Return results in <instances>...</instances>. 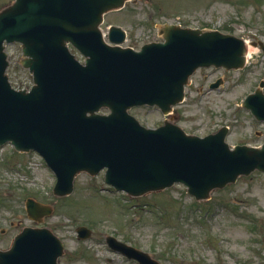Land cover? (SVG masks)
Masks as SVG:
<instances>
[{
  "label": "water",
  "instance_id": "water-1",
  "mask_svg": "<svg viewBox=\"0 0 264 264\" xmlns=\"http://www.w3.org/2000/svg\"><path fill=\"white\" fill-rule=\"evenodd\" d=\"M126 0H14L0 10V144L12 142L20 151H39L57 175L54 192L73 191L75 176L107 167L105 180L117 190L140 196L182 182L196 199L235 182L255 170L264 172L260 146L226 141L228 126L206 136L188 134L165 120L151 128L129 112L135 105H157L164 114L182 102L190 76L199 67L243 68L245 39L220 30L164 24L165 39L137 51L123 47L126 32L112 26L110 42L100 24L104 13ZM22 45L21 64L30 70V90L11 86L6 43ZM114 43V44H113ZM263 42L253 41V45ZM70 44L85 56L84 63ZM220 81L212 84L218 86ZM264 81L244 100L264 120ZM108 108L111 113H98ZM29 216L40 219L52 209L32 198ZM87 238L91 230L78 228ZM109 245L141 264H163L150 253L115 236ZM64 243L48 227L26 226L0 264H60Z\"/></svg>",
  "mask_w": 264,
  "mask_h": 264
},
{
  "label": "rangeland",
  "instance_id": "rangeland-1",
  "mask_svg": "<svg viewBox=\"0 0 264 264\" xmlns=\"http://www.w3.org/2000/svg\"><path fill=\"white\" fill-rule=\"evenodd\" d=\"M12 1L0 0V9ZM166 23L218 29L264 43V0H129L125 7L108 12L102 27L123 26L128 31L124 45L139 49L161 40L159 28ZM256 47L257 54L243 69H199L191 77L184 102L170 116L147 105L134 107L131 113L150 127L169 119L201 136L228 125L231 146L262 144L264 121L242 105L264 81V50ZM8 50L11 79L25 80L28 71L18 62L21 44H10ZM216 78L223 83L211 88ZM55 182L54 172L37 152H19L10 143L0 146V248L9 247L26 226H46L64 242L61 264H140L111 248L108 235L164 264H264V172L242 175L203 200L195 199L183 183L129 196L107 184L104 171L96 176L79 173L67 196L53 193ZM28 198L53 212L41 221L30 218ZM80 225L92 229L91 237H78Z\"/></svg>",
  "mask_w": 264,
  "mask_h": 264
},
{
  "label": "bare ground",
  "instance_id": "bare-ground-1",
  "mask_svg": "<svg viewBox=\"0 0 264 264\" xmlns=\"http://www.w3.org/2000/svg\"><path fill=\"white\" fill-rule=\"evenodd\" d=\"M246 41L248 43H250V40L249 39H246ZM257 47L256 46H253V45H250L249 44V48H248V52H247V58H248V61L250 58H253L255 54H257Z\"/></svg>",
  "mask_w": 264,
  "mask_h": 264
}]
</instances>
